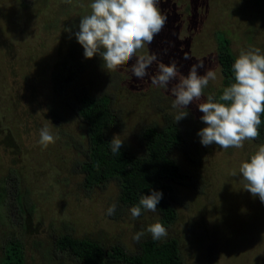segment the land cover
Here are the masks:
<instances>
[{
  "label": "rangeland",
  "instance_id": "obj_1",
  "mask_svg": "<svg viewBox=\"0 0 264 264\" xmlns=\"http://www.w3.org/2000/svg\"><path fill=\"white\" fill-rule=\"evenodd\" d=\"M90 3L0 0V182L6 179L7 188L0 206V246L8 232L16 233L24 244V264H72L66 256L54 254L53 259L51 238L58 234L116 244L134 253L133 235L145 231L140 240L151 238L146 229L158 218L157 211L142 209L134 219L130 210L117 205L118 190L112 183L90 192L81 188L75 161L76 146L84 147L83 128L72 111L80 93L111 97L119 123L109 138L117 135L123 148L137 154L143 126L162 125L185 111L172 107V84L162 88L152 83L159 63L175 62L184 75L193 64L203 65L199 75L214 71L216 79L204 89L203 100L221 87L216 55L220 34L229 39L236 56L250 47L264 54V1L159 0L166 24L137 52V57L157 58L147 76L137 79L132 74L136 57L108 71L98 55L84 58L78 44L75 61L69 60L72 79L56 87L54 79L73 49L80 18L90 14ZM198 103L187 105L188 115L177 121L184 143L171 155L187 179L173 186L176 219L161 240L177 241L183 264H264V203L244 190L238 172L240 162L264 141L246 140L242 148L228 149L201 145L197 132L206 125L199 119ZM41 128L56 137L47 148L38 144ZM15 185L19 196L25 192V206L11 202Z\"/></svg>",
  "mask_w": 264,
  "mask_h": 264
},
{
  "label": "clouds",
  "instance_id": "obj_2",
  "mask_svg": "<svg viewBox=\"0 0 264 264\" xmlns=\"http://www.w3.org/2000/svg\"><path fill=\"white\" fill-rule=\"evenodd\" d=\"M158 3L159 0H91L88 5L90 14L80 18L79 30L74 33L83 48L84 58L98 55L104 68L116 71L136 57L131 72L137 79H143L157 58L155 55L137 57V52L152 43L167 21ZM202 67V64H193L184 75L178 71L175 62L158 64L152 83L162 88L172 84V107L185 109L175 121L188 115L187 105L199 101L197 107L202 113L199 119L206 125L197 132L201 145L242 148L246 140L257 139L261 115L264 114V54L261 50L250 47L239 52L231 65L234 82L223 88L218 100L213 94L201 100L209 81L216 79L212 70L199 75L198 69ZM173 81L176 82L173 84ZM55 139L48 128L39 130L38 144L43 148L54 143ZM109 143L111 152L120 154L123 140L114 135ZM238 172L245 182L244 190L253 197L258 196L264 203V144L240 162ZM232 175L236 176L237 172L233 171ZM162 196L163 193L157 190H152L149 195L141 194L139 204L130 209L132 217L138 218L142 209L155 212ZM114 209L115 205L110 206L108 214L112 215ZM146 232L156 241L167 236V230L160 222L149 225ZM144 235L145 231H139L132 238L138 242Z\"/></svg>",
  "mask_w": 264,
  "mask_h": 264
},
{
  "label": "trees",
  "instance_id": "obj_3",
  "mask_svg": "<svg viewBox=\"0 0 264 264\" xmlns=\"http://www.w3.org/2000/svg\"><path fill=\"white\" fill-rule=\"evenodd\" d=\"M264 0H256L261 5ZM24 6V5H23ZM26 7V6H25ZM217 38L216 55L220 67L221 87L216 90L214 98L219 99L224 87L234 82L231 65L236 55L230 48V41L224 33ZM66 64L54 79V86L64 85L72 79L69 71L70 58L78 49L73 39ZM73 106V115L83 128L84 147L76 146L79 158L75 161L78 173L82 176L84 191L104 188L107 183L117 187V205L130 210L139 204L140 195H149L152 190L161 191L162 199L157 205L158 218L165 229L176 219V212L171 204L174 185L183 184L187 179L171 153L181 148L184 143L180 124L172 119H165L162 125L148 124L138 132L140 150L137 154L125 148L120 154L110 150L109 132L119 123V117L112 109L113 101L107 94L92 96L87 92L80 93ZM259 137L255 140L264 141V114L261 115ZM5 180L0 182V206L7 198ZM15 194L11 202L25 206L23 192L20 196L15 185ZM26 199V198H25ZM20 206V205H19ZM31 210V208L29 209ZM23 224L22 222H19ZM0 246V264H24V244L16 233H7ZM51 250L58 257L69 258L72 264H183L177 241L174 238L153 240L145 238L136 242L137 250L127 253L119 245H102L96 240L75 238L71 235L58 234L51 238Z\"/></svg>",
  "mask_w": 264,
  "mask_h": 264
}]
</instances>
